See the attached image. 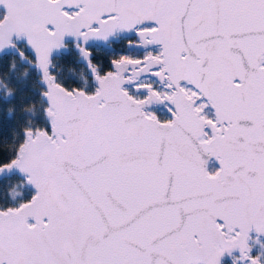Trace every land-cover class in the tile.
Returning <instances> with one entry per match:
<instances>
[{
  "label": "snow or ice",
  "instance_id": "1",
  "mask_svg": "<svg viewBox=\"0 0 264 264\" xmlns=\"http://www.w3.org/2000/svg\"><path fill=\"white\" fill-rule=\"evenodd\" d=\"M0 264H264V0H0Z\"/></svg>",
  "mask_w": 264,
  "mask_h": 264
}]
</instances>
